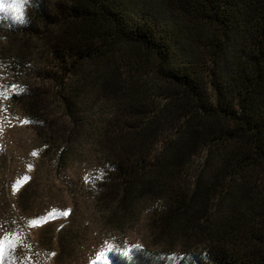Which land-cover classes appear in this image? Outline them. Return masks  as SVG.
I'll return each instance as SVG.
<instances>
[{
    "label": "trees",
    "instance_id": "obj_1",
    "mask_svg": "<svg viewBox=\"0 0 264 264\" xmlns=\"http://www.w3.org/2000/svg\"><path fill=\"white\" fill-rule=\"evenodd\" d=\"M23 15L0 26V264L77 255L69 179L108 234L143 215L148 242L111 236L99 264H264V0H27ZM17 121L30 172L1 142Z\"/></svg>",
    "mask_w": 264,
    "mask_h": 264
},
{
    "label": "rangeland",
    "instance_id": "obj_2",
    "mask_svg": "<svg viewBox=\"0 0 264 264\" xmlns=\"http://www.w3.org/2000/svg\"><path fill=\"white\" fill-rule=\"evenodd\" d=\"M7 2H11V0H7ZM26 2L27 0H23L22 3V11H24L25 6H26ZM15 123V122H14ZM14 127L9 126V128L12 130V134L9 136L8 140H4L3 137L1 138V142L4 143L8 142L10 144L11 147H21V149H25L24 151L28 152L27 154L25 153V165H21L24 166L27 172H30L29 170V163H34L36 161L34 154H33V150H30V146L27 145V137H28V132H25L24 129H22L21 127H19L18 121L17 124H13ZM70 174L72 176V178L77 179L78 176H81L83 180H85V177L88 176L89 171L88 170H84V168L79 167V165H73L72 168L70 169V172L67 173ZM45 175H49V170L47 166H43L40 165L39 170H38V177H39V181L42 182L44 180H46ZM67 178L69 175H66ZM51 178V177H49ZM48 180V179H47ZM60 180V179H59ZM59 180L56 179H49V182H56L57 185L60 186ZM63 180L65 181L66 178L63 177ZM66 186H70L68 189L66 188V186L62 183L61 186V190L63 188L64 191L69 190L68 193L64 194L62 197L60 198L63 202V205L66 207V209H70V207H74L75 211L79 212L80 214V220L79 221V226H83L86 224L87 227V233L88 235L85 236V240L81 241L80 244H78V248L80 249V251L77 253V255L73 256V257H68L65 260H62L59 262V264H99L100 262H102V258L100 257V254L102 252V249L104 248L103 244L104 241L107 242L108 240L110 241V237H114V239H116V237L123 239L124 241H126L127 243H131V244H135V245H143L145 243L148 242L149 240V234L146 231V227L144 225L143 220H141L140 218H142L143 215H139V220L135 221H129L127 222V225L125 226V232H123V234H108V232L105 230H101L99 227V220H98V216L96 214L93 215L92 211H91V204L89 200L86 201H82L81 204H78V198L77 197H72L70 195H72V191L76 190L77 188H79L80 186V182L79 185L76 183V180H70L66 181ZM77 184V185H76ZM11 190V188L9 189ZM67 194L69 195V197H67ZM77 203V204H76ZM78 223V222H77ZM101 232L103 234H101ZM116 233V231H115ZM93 239V240H92ZM102 242V244L100 243ZM52 264V263H49Z\"/></svg>",
    "mask_w": 264,
    "mask_h": 264
},
{
    "label": "clouds",
    "instance_id": "obj_3",
    "mask_svg": "<svg viewBox=\"0 0 264 264\" xmlns=\"http://www.w3.org/2000/svg\"><path fill=\"white\" fill-rule=\"evenodd\" d=\"M28 23L29 19L26 15L17 19L13 13V5L7 0H0V26L15 29L27 26Z\"/></svg>",
    "mask_w": 264,
    "mask_h": 264
},
{
    "label": "snow or ice",
    "instance_id": "obj_4",
    "mask_svg": "<svg viewBox=\"0 0 264 264\" xmlns=\"http://www.w3.org/2000/svg\"><path fill=\"white\" fill-rule=\"evenodd\" d=\"M10 3L13 5V13H14L15 17L17 19L22 18L23 17V11H22L23 0H11ZM2 88H3V86L0 85V89H2ZM21 91H22V89H21ZM9 94H13V93H9ZM14 94H19V93H14ZM21 123H28V121L23 120V121H21ZM33 154H35V153H33ZM27 179H30V177H26L25 182L27 181ZM17 190H18V188L14 184L13 185V191H17ZM68 211H70V210L65 211V215L68 214ZM42 222L46 223L47 221H41L40 218L37 217V218H34L31 221H29V225L31 227H39ZM12 247L14 248L15 245H13ZM4 251H5L4 245L2 242H0V258L3 257ZM107 251H111V249H108ZM100 255H104V253H101ZM123 255L127 256V255H129V252H124ZM104 264H108L107 259H105Z\"/></svg>",
    "mask_w": 264,
    "mask_h": 264
}]
</instances>
